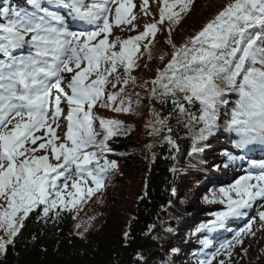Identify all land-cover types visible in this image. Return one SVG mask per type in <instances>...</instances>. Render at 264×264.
<instances>
[{
  "label": "snow or ice",
  "instance_id": "snow-or-ice-1",
  "mask_svg": "<svg viewBox=\"0 0 264 264\" xmlns=\"http://www.w3.org/2000/svg\"><path fill=\"white\" fill-rule=\"evenodd\" d=\"M159 2V20L122 42L119 38L109 42V33L113 24L131 25L136 19L131 14L132 0H26V7L0 4V200L4 202L0 204L4 233L0 253L14 243L30 213L39 209L43 217L59 216L60 211H72L105 186L116 168L115 161L105 156L111 151L108 141L120 134L121 122L96 117L93 108L133 111L130 98L127 102L121 99L118 105L116 101L124 92L123 85L135 83L130 72L137 66L140 42L154 38L160 30L157 25L165 20L178 23L192 0ZM147 3L144 0L142 11ZM112 5L116 7L110 22ZM177 6L179 11H174ZM69 18L91 30H70ZM118 42L119 51H115ZM167 42L173 48L171 60L150 82V99L161 104L170 100L172 111L161 116L152 110L153 119L146 125L151 129L149 135L167 129L169 135L163 139L176 148L169 119L178 112L188 117L190 155L202 151L200 142L221 127L238 137V149L264 147V0H232L185 44L177 47L170 39ZM150 44L151 40L143 45L149 57ZM109 84L113 89L122 86L108 92ZM231 93L237 99L221 126L219 110L230 104L225 97ZM62 102L68 106L63 137L57 135ZM197 104L198 112L191 111ZM97 119L99 132L94 128ZM249 163L259 171H249L229 189L222 188L225 210L213 213L215 220L198 231L224 228L226 221L246 216L258 200L264 201V162ZM69 181L72 192L67 191ZM259 219L264 221V211L259 212ZM245 231L233 237L236 244L242 243ZM202 243L205 248L211 244L208 240ZM232 247V241L220 244L199 264H213L221 250L230 256Z\"/></svg>",
  "mask_w": 264,
  "mask_h": 264
},
{
  "label": "trees",
  "instance_id": "trees-1",
  "mask_svg": "<svg viewBox=\"0 0 264 264\" xmlns=\"http://www.w3.org/2000/svg\"><path fill=\"white\" fill-rule=\"evenodd\" d=\"M199 1L192 0L189 10L181 13L178 23L172 25L166 21L168 23L164 26L158 24L160 30L155 37L149 36L140 42L137 66L130 72L135 77V83L130 81L128 85H123L124 92L116 101L118 105L121 99L127 102L130 98L133 111L124 113L98 107L94 115L121 122L120 134L108 141L111 155L105 156L116 163V168L108 175V186L115 184L118 178L123 179L121 183L135 184L131 197H127L128 214L122 211L125 206L120 198L122 195L115 197L116 201L121 200L116 211V201L106 199L107 203L113 204L107 218L96 232L82 238L72 233L74 218L71 215L65 219L60 215L42 220L38 212L31 213L14 238V243L1 253L0 264H181L184 261L188 249L195 245L194 238L189 237L188 232L196 220L195 212L204 207L202 193L205 184L211 181L209 177L223 169L219 163L212 166L211 162L223 153L220 142L226 141L229 133L221 127L214 135L200 142L198 146L202 151L190 155L192 139L185 127L187 116L177 112L169 119L176 148L163 139L169 135L167 129H163L160 135H149L151 129L146 125L153 119V109L161 116H168L172 111L170 100L161 104L158 100L150 99V82L156 78L157 71H162L171 60L173 51L172 45L166 41L156 44L158 38L173 35L171 42L179 47L195 36L226 4L232 2ZM197 5L201 8L194 12ZM173 10L179 11V6ZM159 18L153 17L152 21L156 22ZM136 35L139 34L132 33L131 37ZM149 40L151 57L149 51L143 48ZM119 75H124L122 67L119 68ZM111 79L115 80V74ZM121 86L118 84L113 89L109 84L106 91H119ZM234 97H237L236 94L231 93L225 98L230 102ZM230 107L231 104L220 107L221 126L226 113L231 112ZM198 108L197 104L191 111L198 112ZM94 124L95 130L101 131L99 119ZM106 191L103 193L106 194ZM263 237L264 224L244 238L242 243L234 244L230 256L223 254L213 264H219L221 259L225 264H250L252 260L259 263L263 256L257 254ZM126 246L131 249L123 254L122 249Z\"/></svg>",
  "mask_w": 264,
  "mask_h": 264
},
{
  "label": "rangeland",
  "instance_id": "rangeland-1",
  "mask_svg": "<svg viewBox=\"0 0 264 264\" xmlns=\"http://www.w3.org/2000/svg\"><path fill=\"white\" fill-rule=\"evenodd\" d=\"M201 1H202V3L203 2L206 3L208 0H200L199 2L201 3ZM199 2L197 4H200ZM204 6H202V7H204ZM198 8H201V6L197 5L194 12H196L198 10ZM204 9L207 10V8H204ZM114 14H115V12L110 17V20H112V17L114 16ZM199 16H200L199 18H201V16H203V14L199 15ZM166 21L167 20L164 21L162 26H164L165 23H168ZM113 26H114V24H113ZM138 26H142V25H138ZM176 30H178V28ZM114 31H115L114 28L111 29V32L109 33V38L114 33ZM169 37H171V38H169ZM172 37H173V35H168L167 38H164L163 36H161L158 38V41L156 44H162L163 41L167 42L169 39L172 41ZM17 54H19V53H17ZM142 75H143V73H142ZM63 103L64 102H62V104ZM66 110H68V107H66ZM66 115H67V111H66ZM59 124H60V128L57 129V135L63 137L64 133L67 131V121L65 119H63L62 121L59 120ZM54 126L55 125H53V127ZM40 154H42V151ZM233 168H235V167H233ZM133 186H135V184ZM133 186H132V184L121 183V181L118 180L112 186H105V188L107 189V191H106L107 193L106 194L104 193L101 196L98 195L96 197V199L89 206H87V207H81V206L77 207L76 206V208L73 209V211H75V213H74V227L72 229V233L77 234V235H81V233H82L81 237L85 238V237H87V235L89 233L96 232V230L100 227L101 224H103V222L107 218V216L110 212V209H111L112 203L111 204L107 203L106 199L107 200L109 199L110 201L111 200L116 201L117 198H115V197L122 195V197H120V198H121V200H123L125 202V206H124V202H122V206H124L122 211H123V213H125L127 215L129 212V205H127V203L129 202L128 198L131 197V192L134 188ZM67 191L72 192L74 190L68 189ZM124 195H127V196L124 197ZM121 200L118 199V201H116V205L114 206V210L116 208H119V205H121L120 204ZM112 206H113V204H112ZM77 225H80V227L78 228ZM85 228H87V231L84 230ZM0 233L4 234L2 230H0ZM0 236H3V235H0ZM260 244L261 245L259 246V252L257 255H262L263 259L259 263H254V261L252 260V263H250V264H264V237H263L262 242ZM0 256H1V253H0ZM199 262H200V260H198V264H199Z\"/></svg>",
  "mask_w": 264,
  "mask_h": 264
},
{
  "label": "bare ground",
  "instance_id": "bare-ground-1",
  "mask_svg": "<svg viewBox=\"0 0 264 264\" xmlns=\"http://www.w3.org/2000/svg\"><path fill=\"white\" fill-rule=\"evenodd\" d=\"M61 9H63V8H61ZM61 9H59V11L61 10ZM55 10V9H54ZM65 16H67V15H65ZM72 22H71V20H70V18H69V24H71ZM77 24H79V25H81V24H83V23H80V22H76ZM83 26L84 27H82V28H84V29H87V30H91V28L90 29H88V26H85V24H83ZM64 110V112H63V115H62V119H61V121L64 119L63 118V116H65L66 115V109H63ZM55 127V126H54ZM118 164V163H117ZM118 180H120L121 182H123V179L121 180L120 178H118ZM131 193H133V191L131 192ZM75 213V211H65L64 212V214H62V216H64V217H61L62 219H65L66 218V216H69L70 214H74ZM42 220H44V218L42 217L41 218ZM199 222V224L201 223V221H194L193 222V224H196V223H198ZM127 247V246H126ZM181 264H188V262H187V260L185 259V257H184V261L183 262H181Z\"/></svg>",
  "mask_w": 264,
  "mask_h": 264
},
{
  "label": "water",
  "instance_id": "water-1",
  "mask_svg": "<svg viewBox=\"0 0 264 264\" xmlns=\"http://www.w3.org/2000/svg\"><path fill=\"white\" fill-rule=\"evenodd\" d=\"M130 249H131L130 246L124 247V248L122 249L123 254H127V253L130 251Z\"/></svg>",
  "mask_w": 264,
  "mask_h": 264
}]
</instances>
